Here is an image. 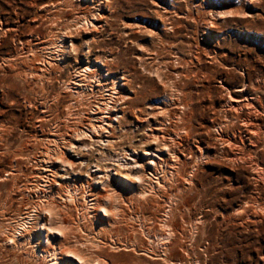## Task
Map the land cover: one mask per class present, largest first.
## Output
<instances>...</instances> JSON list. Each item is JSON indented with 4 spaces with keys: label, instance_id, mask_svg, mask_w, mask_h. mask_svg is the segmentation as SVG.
<instances>
[{
    "label": "rangeland",
    "instance_id": "1",
    "mask_svg": "<svg viewBox=\"0 0 264 264\" xmlns=\"http://www.w3.org/2000/svg\"><path fill=\"white\" fill-rule=\"evenodd\" d=\"M90 12L97 26L75 30ZM91 62L108 89L115 81L128 96L103 136L68 137L69 163L58 160L50 178L67 188L123 187L126 201L124 216L108 226L82 216L81 197L77 208L63 206L72 244L91 264L106 257L111 264H264V0H0V264L47 262L7 237L26 208L38 161H48L54 139L86 124L103 98L97 87L70 92L79 67ZM255 126L251 139L246 128ZM157 129L179 155L170 169ZM143 165L152 167L147 185L156 189L146 202L131 192L147 173ZM30 195L36 204L46 199ZM170 231L174 260L152 261L145 252L162 259L157 237Z\"/></svg>",
    "mask_w": 264,
    "mask_h": 264
},
{
    "label": "bare ground",
    "instance_id": "2",
    "mask_svg": "<svg viewBox=\"0 0 264 264\" xmlns=\"http://www.w3.org/2000/svg\"><path fill=\"white\" fill-rule=\"evenodd\" d=\"M80 3H84L85 4H89L92 2V0H77ZM69 2V0H68ZM74 2V1H73ZM72 2V3H73ZM71 4V3H70ZM87 9V8H86ZM85 12V11H84ZM87 12V11H86ZM225 12V11H224ZM79 13V11H78ZM95 12H90V16L91 18H89L87 15H83V17L81 19H78L76 26L77 28L75 30H81L84 27L90 26H97L95 25V20L98 19L97 15L94 14ZM223 13V12H222ZM226 13V12H225ZM228 13V12H227ZM231 13V12H230ZM86 14V13H85ZM219 15V14H218ZM223 15V14H222ZM225 15V14H224ZM85 16V17H84ZM81 17V16H80ZM79 17V18H80ZM221 18V17H220ZM139 25V24H138ZM166 26V25H165ZM141 27V26H140ZM167 27V26H166ZM90 30V29H89ZM59 40V39H58ZM63 41V40H62ZM61 42V41H60ZM54 45V44H53ZM59 45V44H58ZM59 51L61 52L64 49V45L63 42H61V45L59 46ZM58 49V46H57ZM144 49V48H143ZM65 51V50H64ZM60 52L56 54H60ZM48 53V52H47ZM50 53V52H49ZM61 56V55H60ZM63 56V55H62ZM60 59V58H59ZM63 58H61L62 60ZM50 64V63H48ZM52 64V63H51ZM47 66V65H46ZM48 67V66H47ZM40 68V67H39ZM37 69L38 72L39 71H43L45 68L43 69ZM80 69L77 72L76 77V81L71 82V85H73L70 89V92L74 94H86L87 92H93L96 90L95 87H97L100 91V95L101 99H98L97 105L94 104L96 107L93 109H91L90 111H88L87 116H85V121L86 124L84 123L83 126H79L76 128L75 131H70L69 133H66L65 135H63L60 138L54 139L53 145V149H52V154L53 156L51 158L48 159V161H45L44 159H41L40 161H38V163H40V168H36L33 169L34 172L36 173V175L34 176L35 180H33V182H29L31 185V190H29V188H26L28 190H26V194L27 196L30 198H26L27 204H26V208L23 210H19L20 214H19V219H18V224L17 227L15 229V231H13L11 233L10 236L7 237V243L12 245L15 244H21V243H28L30 245H32L33 247V251H35V254H38L40 257L44 258L47 260V262L49 264H78L76 263L72 258V256L77 257L80 261L81 264H91L92 261H88L91 259H86V255L84 256L83 253V248L80 249V247L72 244L71 241V237H70V221H69V217L67 218V216H64L62 214V207H68L69 210L70 209H75L76 205H77V201L78 199L81 197V199L83 198L85 200V209L81 208L82 210L84 209V215L85 218H89L94 220L96 223L99 224H114L116 223L117 220H119L120 218H122L123 215V203H125V193L126 190L123 187H117L116 189L112 190L107 188L108 186H103L102 188H97L95 187L92 183H88V185H80V184H75L72 185V187H64V185H61L58 183L57 180H54L55 178L53 177L52 179L50 178L52 176V174H55L56 168L55 165L58 162V160H60L63 163H69V157L67 155V152L63 149L62 146H69L72 143V140L68 139V137L72 138L73 140L76 139L77 137H84V136H89V132L90 133V137L93 138H98L99 136H103L105 134V132L108 130V126H111V124L114 121V111L117 110L116 107L118 100L126 98V96H128V94H125L124 91L120 90L119 84H117V82L114 81V86H111L110 89L108 85H106L105 82V76L102 75V73H100V68L98 66V64L96 63H90L87 66H81L79 67ZM47 69V68H46ZM45 69V70H46ZM52 71V70H50ZM161 72V71H159ZM43 73V72H42ZM47 73V72H46ZM52 73V72H51ZM163 73V72H162ZM44 74V73H43ZM161 74V73H160ZM46 75V74H45ZM163 75V74H162ZM163 77V76H162ZM160 78V76H159ZM73 81V80H72ZM70 87V86H69ZM228 89V88H227ZM243 90V89H242ZM239 91V90H238ZM236 91V92H238ZM108 92V93H106ZM89 94V93H88ZM98 94V93H97ZM232 94V92H231ZM92 95V93H91ZM105 95H107V97H105ZM230 95V94H229ZM81 96V95H80ZM89 96V95H88ZM96 96V95H94ZM72 97V96H71ZM74 99V97H72ZM79 98V96H78ZM232 98V97H231ZM248 99V98H247ZM75 100V99H74ZM179 100V99H178ZM233 100V99H232ZM243 100V99H242ZM254 100V99H253ZM77 101V100H76ZM75 101V102H76ZM95 102V101H94ZM176 102V101H175ZM234 102L236 103V105H242V101L238 98V99H234ZM246 102V101H245ZM76 104V103H75ZM254 104V103H253ZM252 104V105H253ZM249 105V103H247V106ZM70 106V105H69ZM75 106V105H74ZM77 106V105H76ZM245 106V105H244ZM255 106V105H254ZM71 107V106H70ZM68 107V108H70ZM233 107V106H232ZM236 107V106H235ZM234 107V108H235ZM251 107V106H250ZM73 108V107H72ZM72 108L70 110H72ZM91 108V107H90ZM240 109V107H238ZM255 108V107H254ZM168 109V108H167ZM166 109V110H167ZM236 109V108H235ZM246 109V107H245ZM248 109V107H247ZM69 110V111H70ZM163 110V109H162ZM165 110V109H164ZM168 110H171L168 109ZM167 110V111H168ZM174 110V109H173ZM237 110V109H236ZM74 111V110H73ZM166 111V112H167ZM239 111V110H238ZM237 111V113H238ZM244 111V110H243ZM254 111V110H253ZM71 113H73L72 111H70ZM169 112V111H168ZM242 112V111H241ZM240 112V113H241ZM176 113V112H175ZM182 113V112H181ZM247 113V112H246ZM251 113V112H250ZM70 114V113H68ZM75 114V113H73ZM167 114V113H166ZM253 114V113H252ZM164 115V113H163ZM170 115V113H169ZM72 116V114H71ZM180 117V115H179ZM237 117V116H236ZM243 119V118H242ZM182 120V119H181ZM248 120V119H246ZM84 121V122H85ZM250 121V120H249ZM257 121V120H256ZM253 122V121H252ZM255 123V122H254ZM246 124V122H245ZM244 124V125H245ZM251 124V123H250ZM163 125V124H162ZM256 125V124H255ZM259 125V124H258ZM168 126V125H167ZM251 126V125H250ZM260 126V125H259ZM166 127V126H165ZM256 127V126H255ZM253 127L251 128H246L247 133L249 134V138L252 137L253 135V131H257V127L255 128ZM75 128V127H74ZM159 128V127H158ZM167 128V127H166ZM260 128V127H259ZM263 129V128H262ZM165 130V129H164ZM168 130V129H167ZM162 129H157V132L155 130V135L154 137L156 139H160V142H162V144L165 146V148L168 150L167 151V159L166 161H164L166 163V165L168 166L169 164L172 165V162L176 163L179 159V155L178 152L176 150H172L171 147L168 144V141L170 139H168V137H165V135H159L161 133ZM261 131V129H260ZM169 132V130H168ZM259 132V131H258ZM262 132V131H261ZM260 132V133H261ZM154 133V132H153ZM165 133V132H164ZM167 133V132H166ZM175 133V132H174ZM173 133V134H174ZM169 134V133H167ZM259 134V133H257ZM255 136V135H254ZM258 136V135H257ZM260 136V135H259ZM263 136V135H262ZM50 139V138H49ZM180 139V138H179ZM252 139V138H251ZM262 139V138H261ZM259 139V140H261ZM48 140V139H47ZM175 140V139H174ZM173 140V141H174ZM263 140V139H262ZM53 142V141H52ZM51 143V142H50ZM175 143V142H174ZM173 143V145L175 146V144ZM178 143V142H177ZM181 143V142H180ZM179 143V144H180ZM177 145V144H176ZM179 146V145H178ZM7 148V147H6ZM51 148V147H50ZM174 148V147H173ZM176 148V147H175ZM178 148V147H177ZM176 148V149H177ZM51 150V149H50ZM49 150V151H50ZM202 151V150H201ZM194 153V152H193ZM203 153V152H202ZM205 154V153H204ZM235 154V153H234ZM44 155V154H43ZM178 155V156H177ZM188 155V154H187ZM193 156V155H192ZM236 156V154H235ZM178 159H175L177 158ZM208 157V156H207ZM46 159V158H45ZM164 158H162L161 160H163ZM153 163L157 165L158 162L154 161V159H152ZM181 161V160H180ZM197 161V159H196ZM199 161V160H198ZM47 162V164L45 163ZM180 164V162H179ZM165 165V166H166ZM155 166V165H154ZM164 166V165H163ZM169 167V166H168ZM178 167V166H177ZM143 168L145 170V167L143 165ZM152 168V167H150ZM149 169H146L145 174H141L140 176H138V185H136V187H133L131 189L132 194H134L137 198L138 201L140 202H146L148 200V198L151 197V195L154 194V191L156 189H154V187L150 188L147 185V180H148V175H151V171ZM155 168V167H154ZM171 167H169L170 169ZM176 168V167H175ZM180 168V166H179ZM168 169V168H167ZM159 170V169H158ZM150 171V173L148 172ZM165 171V170H163ZM169 171V170H168ZM180 171V170H179ZM160 172V171H159ZM172 172V171H171ZM12 173V172H10ZM164 173V172H162ZM43 174H46L47 180L44 183V181H42V176ZM57 174V172H56ZM165 175V174H164ZM45 176V175H44ZM43 176V177H44ZM54 176V175H53ZM184 176V175H183ZM2 177V176H1ZM151 177V176H150ZM16 178V177H15ZM155 178V177H154ZM152 179V178H151ZM41 182V183H39ZM17 183V182H14ZM17 185V184H16ZM160 185V184H159ZM162 185V184H161ZM110 186V185H109ZM151 186V185H150ZM28 187V186H27ZM157 187V186H156ZM160 188V187H159ZM36 193V194H45L46 199L42 200L39 204H36L34 202V197L30 195V193ZM9 194V193H8ZM11 194V193H10ZM1 196V195H0ZM10 196V195H9ZM25 196V195H24ZM26 196V197H27ZM39 196V195H38ZM37 196V197H38ZM42 196V195H41ZM40 196V197H41ZM8 197V196H7ZM6 197V198H7ZM92 197V199L89 200V198ZM154 197V196H153ZM24 198V197H23ZM39 198V197H38ZM135 198V199H136ZM10 199V197H9ZM8 201V199H7ZM25 201V199H24ZM40 201V200H39ZM58 201H61L62 203H59ZM79 202L80 199H79ZM78 202V203H79ZM82 204V202H81ZM80 204V205H81ZM79 207V205H78ZM77 208V207H76ZM80 210V209H79ZM65 211V210H63ZM78 211V210H77ZM49 213V219L47 217V215H44V213ZM72 212V211H71ZM67 213V212H66ZM79 213V212H78ZM82 213V212H81ZM80 213V214H81ZM104 213V214H103ZM69 214V213H68ZM67 214V215H68ZM170 214V213H169ZM71 215V214H70ZM80 216V215H79ZM78 216V217H79ZM75 217V215H74ZM74 219V218H72ZM132 220L135 219V217H131ZM71 220V217H70ZM79 220V219H78ZM83 220L84 217H83ZM80 221V220H79ZM78 221V222H79ZM82 221V220H81ZM135 221H137L135 219ZM76 222V221H75ZM88 222V221H86ZM94 222V223H95ZM118 222V221H117ZM85 223V221H84ZM91 223V222H90ZM83 224V222H82ZM167 223H165L166 226ZM76 225V224H75ZM168 225V224H167ZM40 226L44 227V228H40ZM72 226V225H71ZM90 226V225H89ZM104 226V225H103ZM112 226V225H111ZM114 226V225H113ZM144 226V225H143ZM164 226V224H163ZM171 226V225H169ZM80 227V226H79ZM174 227V226H173ZM177 227V225H176ZM81 228V227H80ZM103 230V227H101ZM166 228V227H165ZM73 229L74 225H73ZM83 229V228H82ZM80 229V231L82 230ZM145 229V228H144ZM179 229V228H178ZM177 229V230H178ZM47 232V236H48V240L47 242L45 241V238L43 237L44 232ZM79 231V230H78ZM138 231V230H137ZM173 231V230H172ZM175 231V229H174ZM75 232V231H73ZM72 232V234H73ZM140 233V231H138ZM78 233V232H77ZM10 234V233H9ZM71 234V235H72ZM75 234V233H74ZM81 234V233H79ZM78 234V235H79ZM137 234V232H136ZM156 234V233H155ZM176 234V233H175ZM174 234V235H175ZM77 235V236H78ZM82 235V234H81ZM139 235V234H138ZM137 235V236H138ZM148 235V234H147ZM163 235V234H162ZM159 236L157 237V239L161 242V245L163 246V257L162 259H154L153 254H150L148 252H145L148 256H150L149 258H152V261L154 260H162L163 263H169L168 261H172L171 259L174 260V258H171V250L173 252L171 245V241H172V232L170 231L169 233L165 234L164 237L163 236ZM73 236V235H72ZM83 236V235H82ZM85 236V235H84ZM157 236V235H156ZM75 237V236H74ZM79 237V236H78ZM138 238V237H137ZM142 238V236H141ZM139 238V239H141ZM81 239V238H80ZM79 239V240H80ZM84 239V237H83ZM86 239L88 240V238L86 237ZM90 239V238H89ZM138 239V240H139ZM151 239V238H150ZM156 239V240H157ZM175 239V238H174ZM77 240V238H76ZM82 240V239H81ZM80 240V241H81ZM84 240L83 243H88L89 244V240ZM135 240V242H133V244H131L130 248L131 250H134V253L136 251H138L139 248V244L137 242L138 241ZM154 240V239H153ZM74 241V240H73ZM92 241V240H91ZM78 242V240H77ZM155 242V241H154ZM81 243V242H80ZM91 243V242H90ZM97 243V242H96ZM24 244V245H25ZM98 244V243H97ZM124 244V243H122ZM159 244V243H158ZM23 245V246H24ZM85 245V244H84ZM95 245V244H94ZM107 245V244H106ZM115 245V244H114ZM126 245V244H125ZM128 245V244H127ZM154 245V243H153ZM22 246V245H20ZM27 246V245H26ZM82 246V244L80 245ZM88 246V245H87ZM92 246V245H89ZM98 246V245H95ZM117 246V245H115ZM129 246V245H128ZM161 246V247H162ZM31 247V248H32ZM94 247V246H93ZM92 247V248H93ZM126 247V246H125ZM171 247V248H170ZM176 247V246H175ZM183 247V246H182ZM26 248V247H25ZM85 248V247H84ZM101 248V247H100ZM106 248V247H105ZM120 248V247H119ZM145 248V247H144ZM149 248V247H148ZM181 248V247H180ZM21 249V247L19 248ZM110 249H114V246H112V248ZM151 249V248H150ZM184 249V248H183ZM182 249V250H183ZM23 250V249H22ZM97 250V247H96ZM100 251V249H98ZM117 252L118 249H115ZM142 250V249H141ZM185 250V249H184ZM86 251V250H85ZM106 251V250H104ZM112 251V250H111ZM110 251V252H111ZM129 251V250H128ZM145 251V249H144ZM150 251V250H149ZM103 251H101L100 253H102ZM107 252V251H106ZM141 252V251H140ZM154 252V251H153ZM152 252V253H153ZM185 252V251H184ZM32 253V252H31ZM114 253H109L108 256L110 254H114ZM133 253V254H134ZM156 253V252H155ZM138 254V253H136ZM145 254V255H146ZM105 255V254H104ZM144 255V256H145ZM37 256V255H36ZM88 256V255H87ZM103 256V255H101ZM161 256V255H160ZM183 256V255H182ZM181 256V258H183ZM185 256V255H184ZM39 257V258H40ZM90 257V255H89ZM100 257V255L98 256ZM111 257V255H110ZM174 257V256H173ZM101 258V257H100ZM108 259V257H106ZM148 258V257H147ZM156 258V257H155ZM161 258V257H159ZM171 258V259H170ZM180 258V259H181ZM102 259V258H101ZM107 259H103L102 263L105 264H111V262L113 261H109ZM39 260V259H38ZM92 260H95L92 258ZM98 260V259H97ZM149 260V259H148ZM39 262V261H38ZM46 262V261H44ZM46 262V264H47ZM94 262V261H93ZM97 262V261H96ZM150 262V261H149ZM155 262V261H154ZM187 262V261H186ZM29 263V262H28ZM155 263H159V262H155ZM153 263V264H155ZM178 263V262H176ZM95 264H101L98 260L97 263ZM115 264V263H114ZM160 264V263H159ZM170 264V263H169ZM174 264V263H173ZM182 264V263H181Z\"/></svg>",
    "mask_w": 264,
    "mask_h": 264
}]
</instances>
